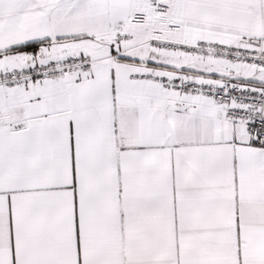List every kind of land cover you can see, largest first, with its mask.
I'll return each instance as SVG.
<instances>
[{
	"label": "snow or ice",
	"instance_id": "obj_1",
	"mask_svg": "<svg viewBox=\"0 0 264 264\" xmlns=\"http://www.w3.org/2000/svg\"><path fill=\"white\" fill-rule=\"evenodd\" d=\"M0 264H264V0H0Z\"/></svg>",
	"mask_w": 264,
	"mask_h": 264
}]
</instances>
